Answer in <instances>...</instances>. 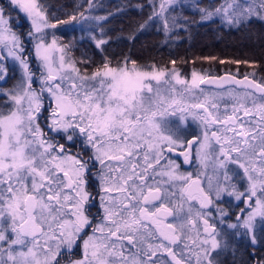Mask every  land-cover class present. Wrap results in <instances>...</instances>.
Returning a JSON list of instances; mask_svg holds the SVG:
<instances>
[{
	"label": "snow or ice",
	"instance_id": "6c2138e0",
	"mask_svg": "<svg viewBox=\"0 0 264 264\" xmlns=\"http://www.w3.org/2000/svg\"><path fill=\"white\" fill-rule=\"evenodd\" d=\"M178 2L159 0L158 11L154 6L141 27L158 17L167 29L165 14ZM93 6L89 0L88 8ZM199 11L202 20L219 16L237 26L253 18L264 21V0H223ZM13 12L17 17H12ZM78 17L52 20L43 0L0 4V82H8L7 58L21 72L11 89L0 84V103L10 104L0 107V264H61L62 249L68 255L74 248L82 249V257L71 264H193V258L195 264H215L213 253L221 241L216 224L209 222L211 213L196 210L193 217L190 205L187 216L181 217L183 203L169 206L173 196L183 202L196 201L200 209L214 205L201 186L200 174L180 173L181 165L171 159L167 170L156 168L164 148L183 156V164L193 163V145L201 167L206 168L215 155L214 170L223 171L225 184L216 186V200L226 195L246 205L240 209L245 218L238 216L236 223L227 225L236 230L232 235H240L243 228L255 242L258 217L264 226V79L258 82L247 74L243 80L216 78L193 71L189 81L174 68L169 71L153 65L145 69L127 59L116 66L106 61L91 74H82L75 60L65 59L67 45H60L55 33L50 42L45 38V30L58 25L76 21L83 26L90 19H107L90 17L84 11ZM20 19L30 21L32 30L26 38L29 43L35 40L34 52L27 49L25 34L14 30ZM171 19L175 24L176 17ZM91 38L98 47L107 43L102 37ZM27 56L39 60L44 69L40 76ZM37 82L39 91L33 87ZM207 83L242 85L244 90L208 92L201 87ZM45 93L50 116L43 115L48 112L42 100ZM224 96L232 103L225 104L221 113L219 101ZM177 113L180 122L189 116L198 121L201 133L188 139L179 122L169 127L164 118ZM46 119L52 138L38 122ZM57 135L64 143L53 142ZM77 140L94 150L91 168L89 160L69 151ZM96 162L103 169L100 181L105 195L100 203L105 222H110L107 227L94 225L90 219L95 198L87 188ZM229 164L243 170L242 174L236 169L232 172L237 181L246 180L244 191L232 183ZM156 176L166 179L156 180ZM175 181L183 182L178 193L161 187H177ZM212 187L210 177L208 188ZM113 191L123 198L113 197ZM216 210L222 217L227 215L222 208ZM198 221H202V231L195 227ZM186 228L195 230L196 239Z\"/></svg>",
	"mask_w": 264,
	"mask_h": 264
},
{
	"label": "trees",
	"instance_id": "16d2710c",
	"mask_svg": "<svg viewBox=\"0 0 264 264\" xmlns=\"http://www.w3.org/2000/svg\"><path fill=\"white\" fill-rule=\"evenodd\" d=\"M48 6L49 18L67 20L79 11L88 10L89 0H43ZM223 0H179L165 15L169 26L163 27L157 17L148 21L159 0H91L90 19L83 26L76 21L58 25L53 32L72 49L79 64L93 70L106 61L117 65L125 59L138 66L149 68H174L188 73L195 68L207 67L209 73L232 72L264 79V21L253 18L241 25H229L219 16L202 20L200 8L219 5ZM8 2H2L7 4ZM199 6V7H197ZM174 9V11H173ZM54 14V15H53ZM12 17L18 13L13 12ZM22 17V14L19 13ZM176 17L175 24L171 17ZM186 18V19H185ZM25 21L21 19L23 24ZM89 25L91 27H89ZM103 29V33H101ZM104 38L107 43L98 47L91 37ZM103 49V51L101 50ZM173 61L175 63L173 64ZM223 61V63H221ZM14 62L4 61L8 81L3 84L11 89L19 80V70ZM13 73H15L13 75ZM259 253H258V252ZM253 256L247 250L248 261L264 264V244Z\"/></svg>",
	"mask_w": 264,
	"mask_h": 264
},
{
	"label": "flooded vegetation",
	"instance_id": "af4514ba",
	"mask_svg": "<svg viewBox=\"0 0 264 264\" xmlns=\"http://www.w3.org/2000/svg\"><path fill=\"white\" fill-rule=\"evenodd\" d=\"M222 73H231L236 76H243L239 74H235L232 72L223 71L221 73H208V74H215L219 75ZM246 75V74H245ZM249 77L253 78L252 76L248 75ZM19 78V77H18ZM255 79V78H253ZM257 80V79H255ZM259 82V80H257ZM201 87L205 88L208 92H224L228 88H235L237 91H243V87L236 86L234 84H228L223 87L220 86H209V85H201ZM45 98L42 97L43 103ZM221 105V113H223L225 104L231 105L232 101L231 98L228 96H224L223 99L220 101ZM48 103H44V108L47 109ZM43 115L46 116V113H43ZM180 114L177 113L176 116H168L165 117V121L169 127H174V125L179 122L181 129L184 131V134L188 139L192 138V134L199 135L202 131V128L200 127L198 121H194L190 116L187 118L186 121L180 122L179 121ZM39 123L41 126H44L47 123H50L48 121L39 120ZM45 134L52 138L53 134L48 132L47 128L44 129ZM75 139V138H74ZM62 143V139L59 135L55 136L53 139V142ZM60 141V142H59ZM69 146L66 145V148ZM213 148L216 152H218V145H213ZM69 151L72 154H78L83 157L85 160H89V167L91 168L92 161L90 160V157L92 156L94 150L91 149L90 146L85 145L81 146V143L79 140L76 141L74 146H71L69 148ZM235 155V154H233ZM216 156L213 155L208 160V166L206 168L201 167L199 162L195 158V145H193V163L190 164H183V156L178 157L177 152L169 153L166 148L163 149L160 163L156 165V168L159 169H165L167 170L169 165L167 164V161L169 159L174 160L176 163H179L180 169L178 170L180 173H188L191 172L193 177H195L197 174H200V180H201V186L205 189L206 192H209V195L212 197L214 201V205H210L206 209H200L199 204L196 201L186 202L187 204L191 205L193 207V210H200L203 212H210L211 217L209 218L210 223H214L217 226L218 231H220V236H218V239L221 241V248L222 251H220V256L217 259L218 262L215 264H260L256 261L254 258V261H248L247 258V250H249V254L253 256L255 250L257 251L259 248H262L264 244V226L256 225V233H260L259 235L256 234V240L253 242L250 237H248L246 233V229L240 228V235L233 236L232 233H234L236 230L228 228L227 225L230 223H236V219L239 216L241 220H243L245 217L241 214L240 209L246 207V205L242 204L240 201H236L234 197H228V196H222L220 200H216L214 197L213 189L208 188V180L211 177L212 183L217 182L225 184V181L223 180V171L216 169L214 170L213 167V161L215 160ZM257 163L259 164V160L257 159ZM229 175L233 176L232 183H236L239 190L244 191V187H246V180L244 181H237L234 173L232 172V169H236V171L240 172L242 174L243 170L238 167V165L229 164ZM93 176L89 177L88 179V188L87 190L91 193V196L94 197V202L92 203V207L90 208V219L93 220L94 225H99L101 223H105V226L107 227V224L110 222H105L104 219V211L103 207L100 203V197L105 195L102 191L100 176L103 174V169L99 165L98 162H96V167L92 168ZM156 180H163L166 179V177L156 176ZM151 183V181H149ZM177 187H169L168 185H161L162 188H168L169 191L177 192L178 193V186L181 185L183 182L181 181H175L174 182ZM243 185V186H242ZM113 197L123 198V194L113 191L111 193ZM225 201H229L225 202ZM116 203H119V200L116 201ZM180 203H183L180 199H178L177 196H173L170 198L169 206L172 207L173 205H179ZM217 208H222L227 215L221 216L220 212L217 211ZM193 217L195 214H192ZM179 216L183 217V211L179 213ZM169 221L172 220L171 217L168 218ZM220 220H223L224 223H219ZM196 228H201L202 231V221H198ZM187 234L191 235L193 239H196V232L195 230L189 232L188 229L186 231ZM92 233L89 231V235ZM97 235H101L97 233ZM200 239H203V234H201ZM225 242H227V246H225ZM79 243V241H78ZM193 250L198 251L195 245H192ZM220 248V249H221ZM219 250V249H218ZM258 252V251H257ZM259 253V252H258ZM82 257V249L77 250L73 249L72 253L66 255V263H69L73 260L79 259ZM193 264H195V258H193Z\"/></svg>",
	"mask_w": 264,
	"mask_h": 264
},
{
	"label": "rangeland",
	"instance_id": "374dc122",
	"mask_svg": "<svg viewBox=\"0 0 264 264\" xmlns=\"http://www.w3.org/2000/svg\"><path fill=\"white\" fill-rule=\"evenodd\" d=\"M2 2H8V0H0V4H2ZM20 14H22V17H23V13H20ZM85 15H88V16H90V13H89V8H88V10L85 12ZM24 23L22 24L21 23V19L20 20H17L16 21V27L14 28V30H16L18 33H24L25 34V36H23L22 37V39H24V42H25V44H26V46H27V49L29 50V51H33L34 52V44H35V40H33L31 43H29L28 42V40H27V38H26V34H27V32L29 31V30H32L31 29V25H30V21H28V20H26V19H24ZM10 23H12V21L10 20ZM45 32L48 34V35H46V42H50L51 41V34L52 33H54L53 32V29H46L45 30ZM37 35H39V34H37ZM55 35H56V37L58 38V43L60 44V45H67L66 44V42L65 41H63V40H61L60 38H59V36H58V34H56L55 33ZM26 55H27V53H26ZM69 57H71L73 60H75L76 62H77V64H76V66L78 67V68H80V70H81V73L82 74H91L95 69H93V70H88V68H86V65H81V64H79V59H78V57H76V55L74 54V52L72 51V49H70L69 47H68V45H67V48H66V55H65V59L67 60ZM27 59L29 60V64H30V67L32 68V70L35 72V74H36V76H40L41 75V73L44 71V69L42 68V67H40V62H39V60H37V59H35V57L34 56H27ZM6 62L7 61H9V62H11L12 61V59L11 58H7L6 60H5ZM13 62V61H12ZM16 66L18 67V70H19V79H20V76H21V72H20V68H19V65L18 64H16ZM112 66H116V65H112ZM40 68V70L39 71H36V69L37 68ZM145 69H147V68H145ZM157 69H159V68H157ZM173 68H169L168 70L169 71H171ZM177 71V73L179 74V76L181 77V78H183V79H188L189 81H190V79H191V74H192V72L193 71H196L197 73H199V74H202V75H207L209 72H208V69H207V67H203V68H195V69H192V70H190L188 73H180V71L179 70H176ZM33 87L37 90V91H39V88L41 87V85H40V83L39 82H37V83H35V84H33ZM180 87V85H177V88H179ZM6 89H8V88H6ZM44 97L45 98H43V99H45L44 100V103H48V95H47V93H45L44 94ZM55 105H54V103H53V107H54ZM0 107H10V104L9 105H3L2 103H0ZM47 109H48V105H47ZM44 113H46V116H50V109H48V112H44ZM45 121V120H44ZM46 121H48V122H50V120H48V119H46ZM39 122V121H38ZM41 126V125H40ZM41 128L44 130L45 129V125L44 126H41ZM58 142V141H57ZM60 142V141H59ZM55 143V142H54ZM61 143V142H60ZM62 143H64V140H62ZM160 170V169H159ZM212 185H213V187H212V189H213V193H214V197H215V188H216V186L217 185H220V186H223L224 184L223 183H219V184H217V182H214V183H212ZM216 198V197H215ZM189 204H187L186 202H183V217H185V216H187V214H188V212H187V210H188V208H189ZM192 214H195V211L193 210V213ZM256 225L257 226H259V225H261V221H260V218L258 217L257 218V220H256V222H255V228H254V234L256 235V234H260V233H256ZM185 231H187V228L185 229ZM248 230H246V232H247ZM248 235V237H250V239H251V233H249V234H247ZM217 239H218V237H217ZM219 240V239H218ZM252 240V239H251ZM222 246V245H221ZM221 248V247H220ZM219 248V250L217 249L216 250V252H214L213 253V257L215 258V263L216 262H218L217 261V259L219 258L218 256H220L221 254H220V251H222V248L220 249ZM58 259H61V257H58ZM61 264H71V262H69V263H66V255H63V249H62V259H61Z\"/></svg>",
	"mask_w": 264,
	"mask_h": 264
},
{
	"label": "water",
	"instance_id": "95a60500",
	"mask_svg": "<svg viewBox=\"0 0 264 264\" xmlns=\"http://www.w3.org/2000/svg\"><path fill=\"white\" fill-rule=\"evenodd\" d=\"M205 76H208V77H216V78H219V77H224L225 79H228L230 77H235L236 79L238 80H243L244 79V76H236L234 74H231V73H222V74H219V75H215V74H208V75H205ZM249 79H252L251 77H249ZM204 85H209V86H219V85H216V84H210V83H207V84H204ZM225 85H228V84H225ZM223 85V86H225ZM235 85V84H234ZM236 86H241L243 87L242 85H236Z\"/></svg>",
	"mask_w": 264,
	"mask_h": 264
}]
</instances>
